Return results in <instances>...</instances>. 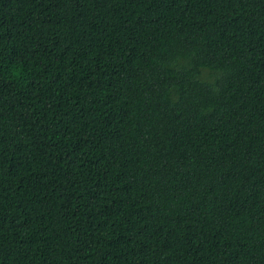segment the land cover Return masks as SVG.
Listing matches in <instances>:
<instances>
[{
    "label": "trees",
    "instance_id": "16d2710c",
    "mask_svg": "<svg viewBox=\"0 0 264 264\" xmlns=\"http://www.w3.org/2000/svg\"><path fill=\"white\" fill-rule=\"evenodd\" d=\"M0 264H264V0H0Z\"/></svg>",
    "mask_w": 264,
    "mask_h": 264
}]
</instances>
